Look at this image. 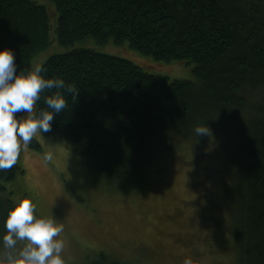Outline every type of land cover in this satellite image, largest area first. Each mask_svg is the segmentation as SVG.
I'll return each instance as SVG.
<instances>
[{
  "label": "trees",
  "instance_id": "obj_1",
  "mask_svg": "<svg viewBox=\"0 0 264 264\" xmlns=\"http://www.w3.org/2000/svg\"><path fill=\"white\" fill-rule=\"evenodd\" d=\"M52 29L64 47L128 41L157 60L192 64L196 80H169L93 47L54 52L41 63L45 78L74 82L79 94L66 95L44 134L88 155L110 183L132 187L148 184L152 154L176 136L241 134L226 159L235 167L238 264H264V0H0V48L14 49L17 71L52 43ZM198 125L209 134H196ZM30 146L41 147L35 138ZM16 173L15 164L0 170V238L14 206L5 182ZM91 264L138 263L101 252Z\"/></svg>",
  "mask_w": 264,
  "mask_h": 264
},
{
  "label": "rangeland",
  "instance_id": "obj_2",
  "mask_svg": "<svg viewBox=\"0 0 264 264\" xmlns=\"http://www.w3.org/2000/svg\"><path fill=\"white\" fill-rule=\"evenodd\" d=\"M50 38L52 43L31 66L54 52L87 46L129 58L169 80H196L192 64L157 60L128 41L99 44L89 38L64 47L55 43L54 29ZM228 134L204 140L176 136L152 154L148 184L132 187L110 183L67 140L38 133L34 138L41 147H22L16 177L5 182L3 195L13 205L29 197L37 214L57 217L64 226L59 238L65 243L66 264H91L101 252L138 264H238L235 167L226 159L238 148L241 134ZM48 153L51 159H46Z\"/></svg>",
  "mask_w": 264,
  "mask_h": 264
},
{
  "label": "clouds",
  "instance_id": "obj_3",
  "mask_svg": "<svg viewBox=\"0 0 264 264\" xmlns=\"http://www.w3.org/2000/svg\"><path fill=\"white\" fill-rule=\"evenodd\" d=\"M16 54L11 47L0 48V170L10 169L22 147L26 148L38 133L52 128L54 115L67 106L66 95L76 98L74 82L59 76L45 78L41 64L17 71ZM55 89L44 97L46 107L36 108L44 90ZM20 113L21 115H17ZM196 134H209V128L198 125ZM51 159V153L46 154ZM0 264H66L65 243L59 238L64 226L55 215L36 213L29 197L15 203L4 221ZM18 242L22 246L18 247Z\"/></svg>",
  "mask_w": 264,
  "mask_h": 264
}]
</instances>
